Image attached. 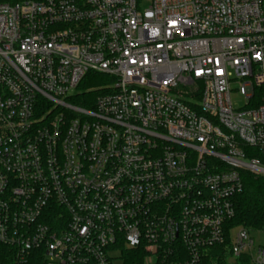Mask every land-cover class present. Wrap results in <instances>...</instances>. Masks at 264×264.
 <instances>
[{
	"label": "built area",
	"instance_id": "obj_1",
	"mask_svg": "<svg viewBox=\"0 0 264 264\" xmlns=\"http://www.w3.org/2000/svg\"><path fill=\"white\" fill-rule=\"evenodd\" d=\"M90 72L107 82L83 106ZM246 174L264 178V0H0L18 264H264V228L232 237Z\"/></svg>",
	"mask_w": 264,
	"mask_h": 264
},
{
	"label": "trees",
	"instance_id": "obj_2",
	"mask_svg": "<svg viewBox=\"0 0 264 264\" xmlns=\"http://www.w3.org/2000/svg\"><path fill=\"white\" fill-rule=\"evenodd\" d=\"M103 79L105 76L102 74L88 73L77 88L76 102L86 106L87 97L93 98L103 93L106 84ZM230 224L252 230L264 228V178L252 174L245 175L244 190L236 197V214ZM133 255L128 257L127 264H141L140 259ZM16 260L14 250L0 244V264H18ZM219 261L225 264L227 259L222 257Z\"/></svg>",
	"mask_w": 264,
	"mask_h": 264
},
{
	"label": "rangeland",
	"instance_id": "obj_3",
	"mask_svg": "<svg viewBox=\"0 0 264 264\" xmlns=\"http://www.w3.org/2000/svg\"><path fill=\"white\" fill-rule=\"evenodd\" d=\"M103 80L104 81L106 80L105 82H107V77H105V79H103ZM232 89H233L232 99H233V102L236 105V107L237 106L242 107V106L246 105L247 102H246L245 98L243 97V95H241L237 91L238 85L237 84H233L232 85ZM77 91H78V89L75 90V93ZM87 98L91 99V97H87ZM237 230H238V226L233 228L232 237H234L236 235ZM252 234H253V237L255 238L256 245H263L264 246V232L253 231ZM115 254L118 257V253H115ZM228 260L231 263V262H237L238 259L228 257L227 261ZM115 264H125V260L117 258V259H115Z\"/></svg>",
	"mask_w": 264,
	"mask_h": 264
}]
</instances>
